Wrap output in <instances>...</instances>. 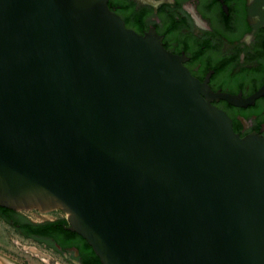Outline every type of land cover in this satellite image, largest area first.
Segmentation results:
<instances>
[{"label":"water","instance_id":"water-1","mask_svg":"<svg viewBox=\"0 0 264 264\" xmlns=\"http://www.w3.org/2000/svg\"><path fill=\"white\" fill-rule=\"evenodd\" d=\"M210 96L107 0H0V208L100 264H264V138Z\"/></svg>","mask_w":264,"mask_h":264},{"label":"flooded vegetation","instance_id":"flooded-vegetation-1","mask_svg":"<svg viewBox=\"0 0 264 264\" xmlns=\"http://www.w3.org/2000/svg\"><path fill=\"white\" fill-rule=\"evenodd\" d=\"M107 5L137 34L155 30L163 47L212 92L211 105L226 114L234 133L264 138V0H107ZM25 213L0 208V222L21 239L56 251L67 264H92L86 242L69 230L60 211V217L45 221Z\"/></svg>","mask_w":264,"mask_h":264},{"label":"rangeland","instance_id":"rangeland-1","mask_svg":"<svg viewBox=\"0 0 264 264\" xmlns=\"http://www.w3.org/2000/svg\"><path fill=\"white\" fill-rule=\"evenodd\" d=\"M57 211L58 210L40 213L35 210H30L23 212H26L25 214L32 219L45 221L60 217L61 215L58 214ZM0 264L67 263L56 251L43 248L37 244L21 239L9 226L0 222Z\"/></svg>","mask_w":264,"mask_h":264},{"label":"trees","instance_id":"trees-1","mask_svg":"<svg viewBox=\"0 0 264 264\" xmlns=\"http://www.w3.org/2000/svg\"><path fill=\"white\" fill-rule=\"evenodd\" d=\"M86 248H88L90 250V253L92 254V259H93L92 264H100L98 258L94 255L91 248L87 244H86Z\"/></svg>","mask_w":264,"mask_h":264},{"label":"bare ground","instance_id":"bare-ground-1","mask_svg":"<svg viewBox=\"0 0 264 264\" xmlns=\"http://www.w3.org/2000/svg\"><path fill=\"white\" fill-rule=\"evenodd\" d=\"M40 213H42V212H40ZM46 213V212H45Z\"/></svg>","mask_w":264,"mask_h":264}]
</instances>
